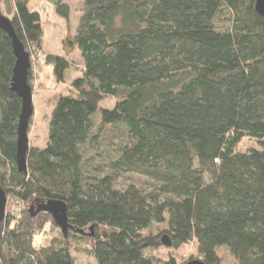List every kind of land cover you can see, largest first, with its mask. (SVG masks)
I'll list each match as a JSON object with an SVG mask.
<instances>
[{"label": "trees", "instance_id": "trees-1", "mask_svg": "<svg viewBox=\"0 0 264 264\" xmlns=\"http://www.w3.org/2000/svg\"><path fill=\"white\" fill-rule=\"evenodd\" d=\"M46 1L67 24L64 0ZM254 2L85 0L65 40L81 74L56 98L47 142L28 148L25 171L15 57L0 27V186L18 204L0 221V264H75L72 240L87 234L97 264H182L151 254L163 236L173 249L195 241L204 264H219L220 246L237 264H264V16ZM29 3L5 0L6 12L25 50L41 54ZM41 58L62 82L70 61ZM106 97L114 105L99 107ZM107 126L116 142L102 149ZM244 138L256 146L238 150ZM49 199L66 204L71 226L38 247L34 235L57 226L38 210Z\"/></svg>", "mask_w": 264, "mask_h": 264}, {"label": "rangeland", "instance_id": "rangeland-1", "mask_svg": "<svg viewBox=\"0 0 264 264\" xmlns=\"http://www.w3.org/2000/svg\"><path fill=\"white\" fill-rule=\"evenodd\" d=\"M64 2L69 6L70 10L67 24L46 0H30L29 3V8L31 10H37L41 17L44 32L41 54L50 53L64 56L70 61V65L65 72L64 80L58 82L53 75L52 65L45 64L40 53L34 52L33 50L30 52V60L33 63L31 73L33 114L27 130L28 147L45 146L48 138V121L54 102L59 95L73 92L71 81L81 74L83 67V61L79 51L76 48L66 47L65 40L76 33L80 18L84 12L85 0H64ZM0 10L3 15L5 14L8 18H11V13L6 12L5 0H0ZM219 24H223V22ZM115 101L116 99L114 97H106L99 102V107L111 108ZM94 120L97 123L98 119L96 117ZM114 133L115 131L107 126L106 133L101 135L100 147L102 149H104L106 144L104 141L111 140L114 143L116 142V137L113 136ZM254 146H256V143L252 139L244 138L237 148L238 150L244 151ZM133 179H136V177H133ZM140 181L142 182L143 179L140 178ZM17 207L18 204L16 201L8 195L5 211ZM161 229H163L162 226L153 228L155 234L161 231ZM69 231L71 232V230ZM84 232L91 233L92 229L86 227ZM61 236L62 232L59 227L48 223L42 231L34 235L33 244L38 247L45 246L53 238H59ZM89 238L90 236L87 234L84 238L72 240V257L75 264H97L95 258L90 253L91 240ZM151 254L159 260H164L172 256L182 264L199 258L195 241L184 244L178 249H173L162 244L152 250ZM217 255L219 256V264H237L235 258L224 246L217 248Z\"/></svg>", "mask_w": 264, "mask_h": 264}, {"label": "water", "instance_id": "water-1", "mask_svg": "<svg viewBox=\"0 0 264 264\" xmlns=\"http://www.w3.org/2000/svg\"><path fill=\"white\" fill-rule=\"evenodd\" d=\"M255 11L264 16V0H255ZM0 27L11 39V46L15 57L12 68L11 89L20 98V113L18 115L16 128V164L19 171L26 170V153L28 150L27 130L33 114L32 87L27 82L28 70L31 67L30 54L25 50L23 43L15 33L8 17L0 14ZM6 194L0 186V221L3 219L6 206ZM38 210L48 212L61 232L66 236L69 227L67 207L63 201L49 199L38 206ZM91 229V227H90ZM82 232V231H81ZM162 243L170 245L167 236L161 238ZM186 264H204L199 259H194Z\"/></svg>", "mask_w": 264, "mask_h": 264}]
</instances>
